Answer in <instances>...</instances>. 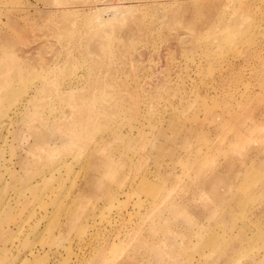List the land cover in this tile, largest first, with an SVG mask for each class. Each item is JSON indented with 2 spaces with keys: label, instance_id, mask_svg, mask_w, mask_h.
Segmentation results:
<instances>
[{
  "label": "rangeland",
  "instance_id": "374dc122",
  "mask_svg": "<svg viewBox=\"0 0 264 264\" xmlns=\"http://www.w3.org/2000/svg\"><path fill=\"white\" fill-rule=\"evenodd\" d=\"M0 264H264V0H0Z\"/></svg>",
  "mask_w": 264,
  "mask_h": 264
}]
</instances>
